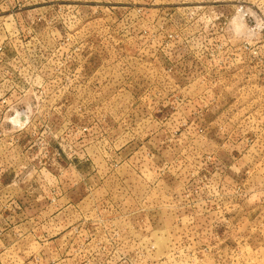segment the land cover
Segmentation results:
<instances>
[{
    "label": "rangeland",
    "instance_id": "374dc122",
    "mask_svg": "<svg viewBox=\"0 0 264 264\" xmlns=\"http://www.w3.org/2000/svg\"><path fill=\"white\" fill-rule=\"evenodd\" d=\"M0 264H264V0H0Z\"/></svg>",
    "mask_w": 264,
    "mask_h": 264
}]
</instances>
